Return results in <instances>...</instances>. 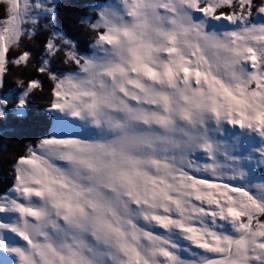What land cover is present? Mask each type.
Masks as SVG:
<instances>
[{
  "label": "snow or ice",
  "instance_id": "obj_1",
  "mask_svg": "<svg viewBox=\"0 0 264 264\" xmlns=\"http://www.w3.org/2000/svg\"><path fill=\"white\" fill-rule=\"evenodd\" d=\"M0 153V264H264V0H0Z\"/></svg>",
  "mask_w": 264,
  "mask_h": 264
},
{
  "label": "trees",
  "instance_id": "obj_2",
  "mask_svg": "<svg viewBox=\"0 0 264 264\" xmlns=\"http://www.w3.org/2000/svg\"><path fill=\"white\" fill-rule=\"evenodd\" d=\"M81 3H86L88 0H80ZM31 47V45H30ZM9 133L13 137H18L21 141L23 140V134L27 132L28 125L27 122L24 125H9ZM18 150V149H16ZM8 172V168L3 164V154L0 153V187L3 186L5 182V177Z\"/></svg>",
  "mask_w": 264,
  "mask_h": 264
}]
</instances>
